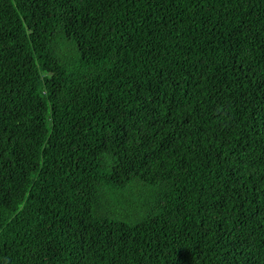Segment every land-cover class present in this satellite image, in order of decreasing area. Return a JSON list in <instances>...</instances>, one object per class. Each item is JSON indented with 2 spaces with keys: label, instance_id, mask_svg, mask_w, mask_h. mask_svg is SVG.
Returning a JSON list of instances; mask_svg holds the SVG:
<instances>
[{
  "label": "trees",
  "instance_id": "1",
  "mask_svg": "<svg viewBox=\"0 0 264 264\" xmlns=\"http://www.w3.org/2000/svg\"><path fill=\"white\" fill-rule=\"evenodd\" d=\"M0 264H264V0H0Z\"/></svg>",
  "mask_w": 264,
  "mask_h": 264
}]
</instances>
